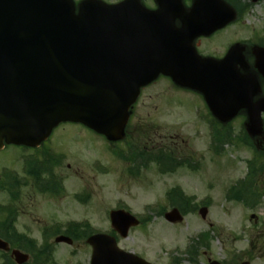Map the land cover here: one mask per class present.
I'll return each instance as SVG.
<instances>
[{"label":"rangeland","instance_id":"rangeland-1","mask_svg":"<svg viewBox=\"0 0 264 264\" xmlns=\"http://www.w3.org/2000/svg\"><path fill=\"white\" fill-rule=\"evenodd\" d=\"M231 2L237 9L250 7L219 37L212 41L201 40L197 47L203 54L220 56L230 41L246 43L249 46L246 56L253 68L252 47L264 43L261 41L264 40V2ZM143 93L128 125L126 140L112 143L81 124L63 123L54 129L47 146L37 152L41 172L33 169L35 174L21 180L27 186H20V200H13L19 220L15 221V230L12 228L10 232L14 238L27 242H18V246L32 255L34 261L30 264H41L38 261L45 258L38 252L40 230L52 217L62 222L66 219L87 221L90 229L79 230L73 246L50 239L49 244L56 249L51 264H90L88 233L108 231L111 227L109 210L120 205L141 219L150 215L142 226L132 229L129 238L120 245L154 263L203 264L205 261L206 264L207 259L213 258L225 264H240L243 259H249L251 264H264V159L251 144L242 142L244 137H239L243 134L244 117L238 116L230 129L220 131L223 145L217 154L210 145V112L196 92L179 90L171 81L160 78ZM161 145L172 152L169 155L173 159L167 167L152 156L142 154L144 146L150 150ZM34 154L35 150L8 145L0 150V172L10 167L24 175L25 158ZM51 158L49 169L45 162ZM55 158L60 161L56 162ZM184 159H188L190 165L177 162ZM250 159L255 160L258 174L244 187L245 190L252 188L251 197H247V191L241 194L251 206L242 201H228L229 187L245 178ZM43 178L55 180L61 191L41 193L35 182ZM50 184L46 182L45 186L53 187ZM174 188L183 190L185 195L182 196L192 201L186 210L178 201L179 193L173 199L165 197ZM8 191L0 190L3 204L11 202ZM171 200L185 218L176 225L165 219L163 211L147 209L170 205ZM204 202H208L209 211L205 220L199 212ZM5 217L7 213L2 211L0 221ZM6 229L0 232L1 236L9 234ZM209 229L212 233L209 243L196 246L194 238ZM28 237L36 238L38 244L28 245ZM192 244L191 250L198 253L188 252ZM9 261V255L1 254L0 264ZM8 264H12L11 261Z\"/></svg>","mask_w":264,"mask_h":264},{"label":"water","instance_id":"water-1","mask_svg":"<svg viewBox=\"0 0 264 264\" xmlns=\"http://www.w3.org/2000/svg\"><path fill=\"white\" fill-rule=\"evenodd\" d=\"M1 1L0 149L7 144L38 147L61 122L72 121L85 124L112 142L122 140L141 87L161 73L170 75L178 86L204 95L222 123L247 111L246 131L257 139L259 147L263 144V88L250 71L244 55L246 45L235 43L218 60L200 56L193 38L186 40L188 34L210 35L236 18L233 7L223 0H218L219 4L230 13L225 21L189 33L172 25V47L157 50L154 58L147 52H122L117 42L105 45V40H120L117 22L72 24L69 14L74 17V2L70 0H52L56 19L50 24L41 23L36 14L23 17L20 11L9 9L11 0ZM96 35L104 37L99 40ZM253 54L254 67L264 77V47L256 45ZM200 212L207 217L206 208ZM111 215L113 226L124 235L139 224L134 215L122 209L113 210ZM166 217L171 222L183 219L177 209L167 212ZM56 240L72 241L67 236ZM88 242L95 248L92 264H151L121 250L115 238L106 234L92 235ZM0 248H8L7 243L0 240ZM13 253L19 264L29 260L24 252Z\"/></svg>","mask_w":264,"mask_h":264},{"label":"flooded vegetation","instance_id":"flooded-vegetation-1","mask_svg":"<svg viewBox=\"0 0 264 264\" xmlns=\"http://www.w3.org/2000/svg\"><path fill=\"white\" fill-rule=\"evenodd\" d=\"M253 2H264V0H252ZM75 2V11H74V17L77 19H81L82 21L87 20L90 18V16H106L107 14H110L108 11L109 8L114 7V17L117 18V20L120 23L123 22H131L133 25V28H136L137 31L142 34L141 36L144 39H141L145 44L150 43V46L157 45V38L156 35L159 37L160 35L164 34V32L167 29V18H176L175 25L181 26L182 25V19H188L189 17L193 20H196L197 23H200L203 21L205 16L202 14L204 6L207 9H211L209 18L214 19L217 18V13L213 12V9L216 7L217 3L213 0H74ZM91 3L94 6H98L100 10H83L81 6L84 3ZM230 6H233L236 12L238 13V17L240 13H243L244 10L250 7V5L239 7L237 9L234 6V3L231 2V0H225ZM237 17V18H238ZM236 21V20H235ZM231 22L228 25L224 26L222 29L217 30L209 36H200L197 38L194 43L197 47L198 43L201 42V40H208L212 41V39H215L220 36L223 32L228 30L230 27L233 26V23ZM199 27V26H195ZM154 34V36L152 35ZM160 40H164L163 38H159ZM155 40V41H154ZM154 41L155 44L152 43ZM236 42V41H235ZM234 42L230 41L227 43V45H231ZM199 49V47H198ZM200 51V49H199ZM226 52V51H225ZM223 52L222 55L217 56L214 54H205L209 56H214L218 58H223V55L225 54ZM202 53V52H201ZM248 58V57H247ZM242 114L246 116V111H243ZM6 181L12 182L13 185H9L7 192L8 198L11 199V202L13 200H20L21 194L19 193L20 186H23V184H20L21 179L15 180L14 177L8 176L6 178ZM15 183H18V185H15ZM37 187V186H36ZM35 187V188H36ZM38 188V187H37ZM6 191V190H5ZM15 200V201H16ZM8 203V204H10ZM189 206V203H183L182 207L184 210H186V207ZM10 208V207H9ZM5 212L7 213V217L4 218V220L0 221V232L7 228L6 230L9 231V234L7 236L0 235V238H2L4 241L9 243V251H6L4 249H0V256L3 253H10L12 249L18 248L20 250L21 247L18 246V242L25 241L24 239H16L13 237L12 233L10 235V232L12 231L13 224L12 221L9 220L11 216V209H6ZM16 213H19L18 210H16ZM2 213H0V216ZM41 221V220H39ZM17 223V222H16ZM41 223V222H40ZM60 221L56 218H53L51 221L42 224V228L40 230V240H41V248L40 251L43 254L49 255L52 253H55L56 249L55 246H52L49 244L48 240H46V237L49 235L57 236L61 232V226L59 225ZM67 224V223H66ZM176 225V224H174ZM65 232H68L70 236H77L79 234L78 228H75L72 224H67L65 227ZM116 233L113 232V235ZM117 240L119 243L121 241H124L125 239H128L129 237H119V235L116 234ZM29 243V242H28ZM25 244L27 242L25 241ZM30 245V244H28ZM189 253H198L192 250H188ZM90 260V259H89ZM209 259H207V262ZM91 262V260H90ZM205 261L203 262V264ZM154 264H157L156 262Z\"/></svg>","mask_w":264,"mask_h":264},{"label":"trees","instance_id":"trees-1","mask_svg":"<svg viewBox=\"0 0 264 264\" xmlns=\"http://www.w3.org/2000/svg\"><path fill=\"white\" fill-rule=\"evenodd\" d=\"M230 135V134H229ZM229 135H227V136H229ZM243 142L244 143H246V144H251V141L249 140V138L247 137V135L245 136V138L243 139ZM252 145V144H251ZM264 156V153H260V157H263ZM156 160H158L159 162H160V165H162L163 167H166L169 163H170V159L171 158H169V156L167 157V156H165V155H162L161 157L160 156H157L156 158H155ZM263 159H264V157H263ZM51 160H52V158L51 159H49L47 162H45V163H47L48 164V168L50 169V164H51ZM55 160H56V162H58V161H60L59 160V158H55ZM264 162V161H263ZM255 163V160H253V159H250V161L248 162V166H249V174H248V176H247V179H245L244 180V182L247 184V186L249 185V183H251V181L253 180V179H255V177H257V174H258V169L256 168V165L254 164ZM29 165H28V174L31 176L32 174H35L34 172H33V169H35V170H37V169H40V172H41V168L39 167V163L36 161V160H31L30 159V161H29V163H28ZM42 165V164H41ZM40 165V166H41ZM263 167H264V163H263ZM264 170V169H263ZM41 175V177H42V174H40ZM52 176V175H51ZM43 177H44V175H43ZM50 179V178H49ZM38 180V179H37ZM51 181H53V182H51ZM46 182H48V183H51V184H53V183H56L57 184V182L55 181V180H45L44 178L41 180V182L40 181H37V183H39V184H41V185H45L46 184ZM58 185V184H57ZM59 186V185H58ZM245 187H246V185H245ZM45 188V187H44ZM54 189V188H53ZM43 190H45V189H43ZM251 190H252V188L251 187H247L246 188V190L245 191H247L248 192V198L249 197H251L250 195V192H251ZM59 191H61V189H60V187H58L56 190L54 189L53 190V192L55 193V192H59ZM52 192V193H53ZM239 199V198H238ZM247 203H248V201H247Z\"/></svg>","mask_w":264,"mask_h":264}]
</instances>
